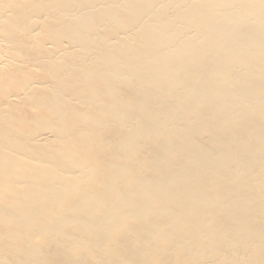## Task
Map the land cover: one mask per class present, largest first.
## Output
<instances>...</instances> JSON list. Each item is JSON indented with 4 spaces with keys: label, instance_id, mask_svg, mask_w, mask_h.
I'll list each match as a JSON object with an SVG mask.
<instances>
[{
    "label": "bare ground",
    "instance_id": "6f19581e",
    "mask_svg": "<svg viewBox=\"0 0 264 264\" xmlns=\"http://www.w3.org/2000/svg\"><path fill=\"white\" fill-rule=\"evenodd\" d=\"M0 264H264V0H0Z\"/></svg>",
    "mask_w": 264,
    "mask_h": 264
}]
</instances>
